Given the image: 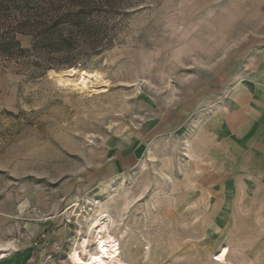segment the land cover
I'll return each instance as SVG.
<instances>
[{
	"label": "rangeland",
	"instance_id": "374dc122",
	"mask_svg": "<svg viewBox=\"0 0 264 264\" xmlns=\"http://www.w3.org/2000/svg\"><path fill=\"white\" fill-rule=\"evenodd\" d=\"M32 1L0 0V264H264V0Z\"/></svg>",
	"mask_w": 264,
	"mask_h": 264
},
{
	"label": "trees",
	"instance_id": "16d2710c",
	"mask_svg": "<svg viewBox=\"0 0 264 264\" xmlns=\"http://www.w3.org/2000/svg\"><path fill=\"white\" fill-rule=\"evenodd\" d=\"M8 2H25L26 4L29 3V4H36L38 1H32V0H8ZM38 22V31L35 33L37 36V38H41L44 37L45 35H48L49 34V31L50 30H54V31H61L63 29V27H60L59 26V21L57 23V20L56 21H52V19L50 17H47L46 15H40V18L39 20L37 21ZM52 22V23H51ZM51 24L53 25V27H51ZM17 46H19L18 44H16ZM36 44L33 45V47L35 46ZM38 65H43L44 67L46 66H57V64L55 63H50V62H47L46 61H40L38 63Z\"/></svg>",
	"mask_w": 264,
	"mask_h": 264
},
{
	"label": "crops",
	"instance_id": "0c3cea01",
	"mask_svg": "<svg viewBox=\"0 0 264 264\" xmlns=\"http://www.w3.org/2000/svg\"><path fill=\"white\" fill-rule=\"evenodd\" d=\"M242 18V17H241ZM262 45H264V42L263 43H261V45L260 46H258V49H259V47H262ZM263 55H264V51H263V53L261 54H258L257 55V57H258V59L259 58H263ZM261 61H264V58L263 59H261ZM260 61V62H261ZM210 78H211V76H210ZM212 79V78H211ZM211 79H209L208 81H207V86H205V91L203 92L204 93V96L202 97L203 99L202 100H204V102L205 103H207L206 101H208V98L207 97H205V96H207L208 94H210V93H212L213 91H216V90H218L220 93L222 92V86H221V84H219L218 86L216 85H214L213 83V81L211 80ZM200 82V81H199ZM201 84V83H200ZM199 85V83H197V86ZM201 98V97H200ZM257 103L255 104V105H264V89L261 91V94H260V97H258L257 98V101H256ZM211 103V102H210ZM196 106H200V105H196ZM195 105L193 106V108L194 107H196ZM205 106V105H204Z\"/></svg>",
	"mask_w": 264,
	"mask_h": 264
},
{
	"label": "bare ground",
	"instance_id": "6f19581e",
	"mask_svg": "<svg viewBox=\"0 0 264 264\" xmlns=\"http://www.w3.org/2000/svg\"><path fill=\"white\" fill-rule=\"evenodd\" d=\"M74 73H75V68H71L65 74L66 75H74ZM85 75H87V74H85ZM76 83H78V82H76ZM80 84H82V82H80ZM99 243L103 246H107V244H109V240H108V238L106 239L105 236H100L99 237ZM117 262H118L117 258H112L111 256H108V255H101L98 259H92L91 264H115ZM75 264H85V263L80 261V260H77L75 262Z\"/></svg>",
	"mask_w": 264,
	"mask_h": 264
}]
</instances>
